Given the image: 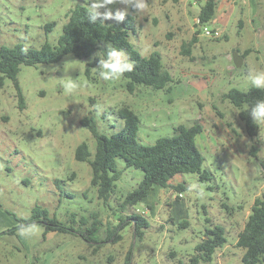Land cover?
Segmentation results:
<instances>
[{
	"label": "rangeland",
	"instance_id": "obj_1",
	"mask_svg": "<svg viewBox=\"0 0 264 264\" xmlns=\"http://www.w3.org/2000/svg\"><path fill=\"white\" fill-rule=\"evenodd\" d=\"M204 2L147 0L142 11H132L120 0L108 6L113 12L135 15L139 29L129 31L128 40L143 56L160 53L173 79L165 89L135 85L129 90L124 77L103 81L97 65L87 73V63L98 50L88 58L66 54L53 63L21 65L17 81L22 108L13 81L4 78L0 264H126L128 256L129 264H187L205 228L214 224L225 227L226 243L217 248L211 262L200 264H242L237 235L254 199L264 197V125L257 136L249 137L238 108L222 95L233 87L248 89L249 70L264 69V0H217L215 17L203 25L210 35L193 20ZM77 4L86 6V0H0V45L20 42L37 48L45 41L55 43L67 11ZM47 23H54L48 32ZM246 49L250 52L242 56ZM234 52L241 58L239 66L233 61ZM69 76L79 84L71 95L63 88ZM123 105L138 115L137 137L146 145L172 135L178 124L199 122L203 132L195 140L204 156L202 168L210 171L211 179L177 174L171 184L184 182V191L155 186L141 202L123 209L119 205L136 187L142 171L125 168L117 158L121 176L114 182V192L107 201L98 199L90 184L89 164L74 156L83 141L92 154L95 149V140L80 119L93 116L98 131L110 135L123 125L110 111ZM35 205L47 208L66 225L72 212L86 216L89 223L96 217L99 241H106L87 243L70 232L44 234L42 224L22 235L17 218L28 217ZM132 213L148 220L141 238L134 235L132 224L120 223ZM184 221L187 225L181 226ZM115 226L122 238L112 242L106 233Z\"/></svg>",
	"mask_w": 264,
	"mask_h": 264
},
{
	"label": "trees",
	"instance_id": "obj_2",
	"mask_svg": "<svg viewBox=\"0 0 264 264\" xmlns=\"http://www.w3.org/2000/svg\"><path fill=\"white\" fill-rule=\"evenodd\" d=\"M216 8L217 0H205L198 13L200 20L205 23L213 19ZM131 9L135 10L132 7ZM53 25L54 23H47L45 31H50ZM138 29L137 19L131 13H127L123 21L98 20L96 23H90L86 6L77 4L67 11L62 32L55 43L45 41L37 48L25 46L20 42L13 46L0 45V85L3 84L4 78L13 81L22 108L24 98L17 81L21 65L53 63L60 61L66 54H72L77 58H88L97 50L100 54L104 53V45L107 43L124 49L136 62L134 71L123 76L128 81L129 90H133L135 85L165 89L173 79L170 72L163 67L160 53L154 51L148 56H143L128 40L129 31L136 32ZM185 52L190 53L188 48ZM249 52L250 49H246L242 56ZM98 59V56H94L93 60L87 63V73L90 66L98 65ZM222 96L238 108V117L243 122L246 134L249 137L257 136L260 126L253 123L249 110L258 99H264V90L252 86L246 90L233 87ZM110 112H116L123 120L121 129L106 135L98 131L93 116H84L80 119V124L90 130L95 140V149L92 154L87 143L83 141L76 146L74 152L76 160L86 161L89 164L90 184L96 188L98 199L107 201L114 192V182L121 176V170L117 167V158L124 161L125 168L133 167L142 171V178L136 187L120 203L119 206L123 209L141 202L155 186L172 187L178 192L184 191L186 189L184 182L171 184V179L177 174L195 173L201 181L211 179L210 171L202 168L204 156L195 140L196 136L203 132V126L199 122L189 126L178 124L173 128L172 135L160 136L153 144L146 145L138 140L140 119L133 110L123 105ZM55 182L59 184L58 180ZM67 219L68 225L55 215H50L47 208L39 205L32 208L28 217L17 218L18 227L42 224L44 234L48 231L70 232L87 243L106 241H99L100 222L96 217L89 223L86 216L72 212ZM128 219L131 221L128 222ZM120 221L121 224L123 222L132 224L134 235L138 238L144 235V228L149 225L148 220L138 213L127 215L126 219L120 218ZM206 221L209 219L206 218ZM185 225H187L186 221L181 223V226ZM119 227L108 228L106 239H111L112 242L121 239L122 235L116 232ZM13 231L14 229L11 230ZM226 240L223 225L214 224L213 227L205 228L203 238L196 244L195 252L190 256L187 264L211 262L217 248L222 247ZM236 244L243 249L242 264H264V197L254 199L244 226L237 235ZM129 259L128 256L126 264H129ZM178 264L183 263L179 261Z\"/></svg>",
	"mask_w": 264,
	"mask_h": 264
},
{
	"label": "clouds",
	"instance_id": "obj_3",
	"mask_svg": "<svg viewBox=\"0 0 264 264\" xmlns=\"http://www.w3.org/2000/svg\"><path fill=\"white\" fill-rule=\"evenodd\" d=\"M117 0H86L88 20L90 23H96L108 19L123 21L126 11H111L108 6L116 3ZM120 2L130 5L136 11H142L147 7V0H120ZM100 9H105L103 12ZM105 52L98 56V65L96 67L98 76L103 81H115L121 79L125 73H131L136 67V62L122 48H117L111 44L104 45ZM248 79L252 87L264 90V69L252 68L248 72ZM63 88L66 93L71 95L79 88V84L72 77H68L63 82ZM98 111H102L98 106ZM249 115L253 123L257 126L264 125V99H258L249 110ZM34 225H27L21 228L22 235L31 233Z\"/></svg>",
	"mask_w": 264,
	"mask_h": 264
},
{
	"label": "built area",
	"instance_id": "obj_4",
	"mask_svg": "<svg viewBox=\"0 0 264 264\" xmlns=\"http://www.w3.org/2000/svg\"><path fill=\"white\" fill-rule=\"evenodd\" d=\"M194 23L196 26L198 27H203V31L206 35H210L211 31H209L204 25V23L200 20L199 16L195 17L194 19Z\"/></svg>",
	"mask_w": 264,
	"mask_h": 264
},
{
	"label": "water",
	"instance_id": "obj_5",
	"mask_svg": "<svg viewBox=\"0 0 264 264\" xmlns=\"http://www.w3.org/2000/svg\"><path fill=\"white\" fill-rule=\"evenodd\" d=\"M233 61L236 66H239L241 63V58L236 52L233 53Z\"/></svg>",
	"mask_w": 264,
	"mask_h": 264
}]
</instances>
